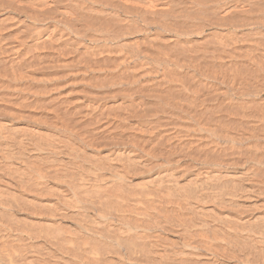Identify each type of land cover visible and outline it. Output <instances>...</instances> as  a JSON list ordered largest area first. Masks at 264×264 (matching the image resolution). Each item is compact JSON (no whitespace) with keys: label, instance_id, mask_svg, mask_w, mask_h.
I'll list each match as a JSON object with an SVG mask.
<instances>
[{"label":"bare ground","instance_id":"bare-ground-1","mask_svg":"<svg viewBox=\"0 0 264 264\" xmlns=\"http://www.w3.org/2000/svg\"><path fill=\"white\" fill-rule=\"evenodd\" d=\"M0 264H264V0H0Z\"/></svg>","mask_w":264,"mask_h":264}]
</instances>
